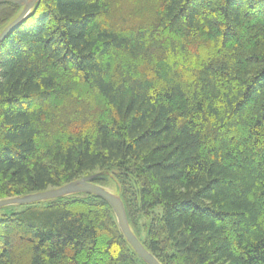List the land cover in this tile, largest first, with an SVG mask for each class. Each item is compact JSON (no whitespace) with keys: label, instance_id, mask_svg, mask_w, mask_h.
Wrapping results in <instances>:
<instances>
[{"label":"trees","instance_id":"1","mask_svg":"<svg viewBox=\"0 0 264 264\" xmlns=\"http://www.w3.org/2000/svg\"><path fill=\"white\" fill-rule=\"evenodd\" d=\"M91 175L161 264H264V0H37L0 44V200ZM0 264L148 263L78 194L0 208Z\"/></svg>","mask_w":264,"mask_h":264},{"label":"water","instance_id":"2","mask_svg":"<svg viewBox=\"0 0 264 264\" xmlns=\"http://www.w3.org/2000/svg\"><path fill=\"white\" fill-rule=\"evenodd\" d=\"M14 1L18 4H26L24 11L17 17L1 34L0 44L10 36L18 27H20L30 16L33 7L37 0H0ZM97 175L87 176L73 182H70L62 187L49 189L43 192L26 195L23 197L9 198L0 200V208L8 206H27L36 203L46 202L61 197L78 194H93L106 200L114 210L119 227L125 236L128 243L135 250L137 255L148 264H161L138 240L133 233L126 215V211L122 200L119 196L114 194L109 188L97 185L94 179Z\"/></svg>","mask_w":264,"mask_h":264},{"label":"rangeland","instance_id":"3","mask_svg":"<svg viewBox=\"0 0 264 264\" xmlns=\"http://www.w3.org/2000/svg\"><path fill=\"white\" fill-rule=\"evenodd\" d=\"M109 190L112 191L114 194H117V191L114 187H110Z\"/></svg>","mask_w":264,"mask_h":264}]
</instances>
